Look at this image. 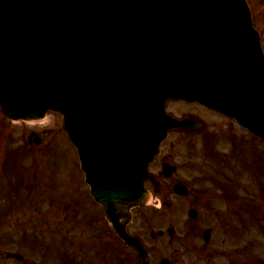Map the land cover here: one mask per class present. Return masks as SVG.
Instances as JSON below:
<instances>
[{
    "label": "water",
    "instance_id": "1",
    "mask_svg": "<svg viewBox=\"0 0 264 264\" xmlns=\"http://www.w3.org/2000/svg\"><path fill=\"white\" fill-rule=\"evenodd\" d=\"M169 99L264 140V58L244 0H0L3 114L63 116L91 195L141 258L124 225L147 199V165L169 130L195 128L165 114Z\"/></svg>",
    "mask_w": 264,
    "mask_h": 264
},
{
    "label": "rangeland",
    "instance_id": "2",
    "mask_svg": "<svg viewBox=\"0 0 264 264\" xmlns=\"http://www.w3.org/2000/svg\"><path fill=\"white\" fill-rule=\"evenodd\" d=\"M246 1L252 13L254 27L260 34L264 52V0ZM199 110V107L173 102L167 107V112L179 118L184 113H190L203 121V126H206L196 134H183L189 140L201 137L199 140L195 139L198 146V154L195 157L199 161L205 157L210 159L209 155H206L210 147L221 156L231 157L228 158L227 165L222 167L223 170H228L223 171V175L232 180L234 175L239 174L241 184H244L237 186V191H233L231 204L229 203L227 209L219 204L215 208L222 214L226 210L220 226L208 216L203 217L205 221L196 226H212L214 234L210 250L212 253L224 254L223 257L219 254L210 264H264V144L259 140L255 142L258 151L255 165L259 176V190L256 194V188L247 179L251 178V168L248 167L242 172L241 168L238 169L229 163L231 159L248 160V156L250 157L247 142L239 151L228 141L229 134L240 137V130L224 118L219 119L205 113L203 109L202 112ZM47 118L45 125L27 124L23 129L0 120V264H15L1 259L6 251L20 252L38 264H101V259L95 253L94 241V230L99 226H93L92 221L90 227L83 225L82 235L81 225L82 219H90V215L94 217L98 212L90 203H86L84 207L82 178L75 150L62 130L61 117L48 113ZM210 123L214 126L211 127ZM216 126L219 128L215 129ZM42 129L47 132H40ZM30 130H34V133L43 139L42 143L37 146L32 144L31 148L27 147L28 134L33 132ZM209 132H212L214 140L211 145L205 140ZM173 137L175 136L170 139L175 140ZM247 137L251 141V138ZM22 148L24 150H21ZM183 158L186 156L183 155ZM175 160L179 159L175 157ZM7 164L11 165V170L14 169L12 173L6 171ZM205 164H198L197 168L203 175L207 174V169L216 168H205ZM179 175L188 177L189 173L181 169ZM241 189L244 191H238ZM162 196L168 206L145 213L149 223L144 225L146 229L143 236L146 239L150 230L173 226L180 242L174 247H166L146 239L152 259L157 261L162 256H168L176 248L179 250L178 254L182 255V264H207V259L202 256L205 252L200 251L202 240L195 237V228L189 229L190 225H187V202L174 200L173 196L170 197L171 195L166 193ZM232 197L234 200L238 199L236 206ZM141 225L140 220H137L135 228L138 229ZM187 234L191 248L182 242ZM81 238H84L83 247Z\"/></svg>",
    "mask_w": 264,
    "mask_h": 264
},
{
    "label": "flooded vegetation",
    "instance_id": "3",
    "mask_svg": "<svg viewBox=\"0 0 264 264\" xmlns=\"http://www.w3.org/2000/svg\"><path fill=\"white\" fill-rule=\"evenodd\" d=\"M174 134V133H173ZM177 135H183L184 133H176ZM185 144L184 141L179 137H175V140L167 138L165 142H163L159 148V154L156 155L149 165V170L153 174L154 183L153 182H145L144 188L151 191L152 195L157 196L159 203L164 204V197L162 196L164 193H169L175 186H184L187 190V196L180 198L175 197L178 200H184L188 204V212H191L193 215L192 220H189V224H191L195 228V237H199L203 234L204 231H209V237L212 238L214 234V228L205 227L204 229H200L199 226L201 221H205L202 218L208 216V218L213 219L218 223L220 226L223 223V215L218 213L215 208L219 205L227 207V194L226 189L229 187L226 185V178L223 175L221 169L213 168L207 169V174L203 175V173H199L198 168V161L199 160H188L185 158L183 161H174L175 153L179 150H182L185 154ZM186 155V154H185ZM187 156V155H186ZM186 160V161H185ZM214 163V162H211ZM169 164L175 167L174 172L172 175L168 177H164L161 170L163 165ZM201 165V164H200ZM216 165V163H215ZM182 167H189V175L188 177L180 176L179 171ZM156 203V202H154ZM153 204L152 206H154ZM96 208H100L96 205ZM146 212V208H136L132 210V222L126 227V232L128 235L137 238L142 247L149 255L150 251L146 250V241L143 239V235L141 232H144L143 226L139 227L138 229L135 228L136 221L139 219L143 224L145 223L144 213ZM102 233L101 236L97 237V245L100 246L98 249L99 255L110 256L109 263L112 264H132V256H135V252L130 249L126 248L124 244L118 240L109 225H104L103 229H99ZM108 239H107V237ZM150 242H160L164 246H172L180 242L179 238L169 237L164 233L156 232V234L150 233L149 235ZM106 239L107 243H102ZM182 242L184 245L188 246L187 237H185ZM211 241L208 245H204L201 247L202 250L210 252L209 246ZM111 245L112 248L109 246ZM104 252V253H103ZM5 260L6 261H14L11 254L5 253ZM210 256L211 253H209ZM168 260L170 264H182V256L177 255V251L175 250L172 255L168 256ZM17 261V260H16ZM30 263L29 260H27ZM140 264L139 261H137ZM24 260L17 261V264H24ZM153 264V263H149Z\"/></svg>",
    "mask_w": 264,
    "mask_h": 264
},
{
    "label": "bare ground",
    "instance_id": "4",
    "mask_svg": "<svg viewBox=\"0 0 264 264\" xmlns=\"http://www.w3.org/2000/svg\"><path fill=\"white\" fill-rule=\"evenodd\" d=\"M184 114H185V113H184ZM184 114H182V115H184ZM47 121H48V118H44V119H42V120H40V121H38V122H35V123H29V124L45 125Z\"/></svg>",
    "mask_w": 264,
    "mask_h": 264
}]
</instances>
